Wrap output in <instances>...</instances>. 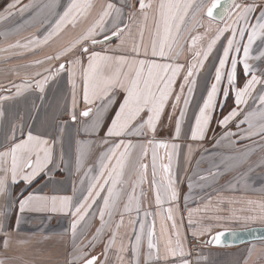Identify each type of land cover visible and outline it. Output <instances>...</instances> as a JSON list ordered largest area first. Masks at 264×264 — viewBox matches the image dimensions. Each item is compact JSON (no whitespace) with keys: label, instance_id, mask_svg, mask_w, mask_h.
Instances as JSON below:
<instances>
[{"label":"crops","instance_id":"1","mask_svg":"<svg viewBox=\"0 0 264 264\" xmlns=\"http://www.w3.org/2000/svg\"><path fill=\"white\" fill-rule=\"evenodd\" d=\"M244 1L233 0L234 4L239 6ZM34 2L37 1L0 0V152L6 151L8 146L14 142H20L26 139L27 134L31 132L35 136L49 140L52 148V160L31 182H25L22 176L18 174L15 183L12 182L10 157L7 158L6 163L0 162V179H3L7 186V191L0 193V264H82L85 259L92 256L99 257L97 264H103L105 262L104 253L106 247H108L106 264H136L132 249L136 234L134 228H138V224H136L137 213L135 211L126 212L124 205L127 203V195L132 190L133 182L138 178L135 169L140 163L141 152L144 149L147 150V156L142 162L149 166L147 180L140 187L136 188V194L139 196L141 188L143 189L144 195L141 197L142 203L140 211L141 219H144L145 211L161 213L156 216H148L146 221V226L154 221L156 240L160 248L161 259L147 261V253L149 250L147 248V237L145 236L140 250L139 264H146V262L147 264H183L184 261H187L188 264H264V242L249 243L231 248H215L205 243V241L219 231L264 227V189L259 188L264 182L257 184L259 177L264 175V172L259 173V167H262L264 170V137L260 135L247 136L248 129L246 124L240 125L239 128L237 127V123L246 113L250 111L257 113L264 111V106L259 105L258 99L260 95H264V91H258L259 87L261 88V85H259L260 82L256 84L254 91L247 98V104L241 105L242 110L240 115L229 121L225 127H221L219 121L227 116L236 107V104L234 101V107L230 111L226 110L222 115L216 114L217 110H223L225 106L226 100H224L222 95L221 100L218 101V106L212 114V119L203 139L192 140L190 136L193 126L192 111L194 107L192 106L194 99L199 96L203 100L206 97L207 90L214 80V72L218 64V59L222 55V50L225 46V44H216L204 64L203 72H201L203 90L200 88L198 93L193 94L178 139L174 137L175 125L180 107L183 104L181 101V105L173 112L172 99H170L168 105L165 107L155 134L144 129L145 134L143 135L132 134L121 137H110L107 135V131L112 119L115 117V113L119 109V105L122 103L124 95L122 91L117 90L112 104L102 113V118L98 126L93 127V122L96 119V110L102 107L104 102L98 100L94 106L84 103L81 77L79 75L75 77V89H73L69 81L67 71L61 72L49 79L44 85L43 92L36 88V81L48 75L46 69H54L60 63H65L67 67L69 60L80 57L81 55L77 56L74 54L76 49L72 53L62 56L61 61L56 62V65H53L55 60L47 59L49 57L48 54L35 55L36 57L33 58L31 55L26 61L19 63L21 65L8 63L10 60L6 57V53H11L16 50V42L13 36L15 35L16 28L13 26V21L10 25L8 20L15 18L16 11L14 8L16 4L25 8L23 4L28 5L30 3L31 5ZM91 2L94 7L87 18L84 19L85 22L82 21V24L77 23V27H69L77 37L86 31L97 19L101 10L108 3H112L115 9H119L120 11L119 15L113 11L112 16L109 17V22L106 23L107 32L111 34L117 26H126L121 37L115 39L117 40L116 43L104 46L101 51L103 54L132 58L134 56L132 52L133 44L140 45L141 33L145 37L144 40L150 36L153 38L155 31L154 21L157 16V7L161 0H150L153 7L145 10L148 16L147 20L144 19V14L139 10V0H91ZM148 2L149 0H145V3ZM183 2H187V0H183ZM201 2L204 4V8L195 15V18H193L192 10H190L189 16L185 19V30L183 31V39L181 40L183 52L171 61L174 64H181L186 67L189 60L188 53L191 52L188 48L191 37L201 35L203 39L198 42L197 48L206 49L209 42L203 43V41H209L210 38L216 35V29L223 27L226 23L224 20L219 23L213 20L211 31L206 32V27L209 24L206 11L215 0H196L197 4ZM221 2H225V0H221ZM57 3L58 0H42L40 7L37 8L38 5H33L34 7L31 6L23 15H18L17 18L23 17V19L30 21L34 14L33 11L36 8L37 11H40L41 18H52L49 16L50 13L44 16V12H50L52 5L56 4L59 6L56 8L55 5L56 9L54 11L56 14L54 18L59 19L65 11L64 7L68 6L70 0H59V4ZM251 4L264 5V0H252L248 5ZM235 8L232 7L231 14H233ZM259 14L260 9L257 8L254 13L250 14L249 23H255V17ZM230 15L227 16L226 21ZM135 18L138 21L134 28H130L129 24ZM140 20L141 23L139 22ZM90 21L92 22L90 23ZM201 24L204 26L201 27ZM6 25L7 27H5ZM80 28H84L83 32H80L82 30ZM33 30L30 26L27 29L24 28L22 33L19 34L22 35L21 39H27L23 41V48L26 51L32 50L31 44L28 42L31 39L30 36L33 35ZM63 32H66V30H63ZM3 36L13 38H8L3 43L2 41H5L3 40ZM204 37L208 39L204 40ZM57 41L61 44L60 51L71 42L62 37L58 38ZM246 43L247 34L241 41L242 45ZM25 45L27 46L25 47ZM145 49L149 53L146 58L143 56ZM40 50L46 49L43 47ZM57 50L59 51V49ZM58 51H56V55L60 52ZM263 51L264 39L258 38L250 49V58L248 59L253 73L256 74L257 71L259 74L256 75L258 81L261 80V77L264 78V61L263 63L259 61V64H257V56ZM140 52V58L148 60L157 59L158 62H161L159 58H153L150 55L151 41L143 42ZM72 54L74 55L72 56ZM242 56L241 50V59ZM43 58H46L45 69L38 71L35 63L37 64L38 61L43 62ZM81 59L86 66L87 59L84 60V56ZM240 67L243 68L242 63H238L237 75H239ZM228 70H230V62L225 71ZM19 73L21 75L17 78V74ZM37 73L41 75L38 76L36 75ZM182 73L183 69L175 82L174 95L177 91L176 87L183 83L185 73L181 76ZM249 78L250 76H248ZM237 79L236 87L238 86ZM223 82L221 87L226 88V76ZM11 83L15 86L23 84L30 86L22 89L20 94L17 95V88L9 87ZM74 92L76 100L75 108H73ZM186 92L187 86H185V94ZM87 108L92 109L90 115L88 117L81 116L80 113ZM73 111L76 115L75 121L71 118ZM141 118L146 119L147 113H142ZM141 118H138L133 123V128L141 122ZM254 124L255 130H258L261 124H264V121L256 119ZM212 131L216 133L215 140L209 141L208 132ZM158 133H168L169 138L161 137ZM225 133H229V135H225ZM182 135L183 138L181 137ZM121 140L125 143L130 141L134 147L130 149L129 162L125 169L123 181L118 185L122 191L117 204V210L111 218L105 215L104 223L102 224L98 209L102 206V198L106 195V192L101 193L100 198H97L96 203L92 205L88 215L80 222L75 235H73L71 230L73 217L70 214L60 211L59 198L71 197L72 203L76 204L82 198V195H86V190L92 182V176L98 175L100 172V163L105 153L115 143H119ZM149 141L166 142L169 147L167 149L155 148L154 143H149ZM209 143H211L210 147L208 146ZM172 144L179 146L176 149V154L173 156L171 165V172L176 181L177 199L175 202L171 204L166 203L162 207L167 208L171 206L174 208V218L180 233L185 255H177L175 257L169 255L167 259H164L165 241L170 237L173 241V247H175L176 235L172 229V221L165 222L166 233L161 235V224L164 222L162 217L166 216V212L158 209L155 204L154 189L151 186L153 179L151 174V158L153 151L157 153L159 158H162L157 160V179H159V164H168L166 153L173 151L171 148ZM222 150H225V156L249 157L252 154L250 160L253 161L251 162L253 166L249 173L250 175H248L250 176L249 180L251 182L249 181L248 183L250 186L257 184L259 187L251 186L248 189L242 190V194H236L237 196H246L249 198L253 195L254 200L256 198L255 196L260 197L257 206H255L258 211L252 212L250 216L242 215L243 212H231L225 215L222 209L223 204L219 203V201L221 203L223 201L219 200L224 196L222 192L241 186L239 182L231 185L232 187L230 188L216 189L193 188L191 185L193 174H195L193 166L200 164L197 168L198 177L203 178V175L208 174L204 163L208 161L205 158L209 157V151H212L215 156H222L220 155ZM197 155H199L198 159L196 158ZM258 160H261L263 163L259 165L258 171L256 169L253 171ZM211 161L215 162V160ZM257 164H260V162H257ZM215 172L218 173L219 171H214L210 175ZM207 178H203V181ZM29 195L38 196L42 199L33 201L30 206L21 212L19 202L26 199ZM193 196L200 197L194 200ZM53 197L57 198L55 211L53 210ZM224 202H227L226 199ZM218 207L220 210L217 209ZM121 214L123 215L121 216ZM223 218L230 220L238 219L239 221L243 219V224L230 227L222 222ZM190 219L191 223L189 222ZM246 219L253 220V223L249 225L245 224L244 220ZM239 221L236 222L239 224ZM118 224L120 225L119 228H117ZM205 229H208V231H205ZM194 232L197 235H194ZM113 233L116 234L115 242L109 245ZM191 238L198 244L199 250L197 255H192L191 253V247L189 245V239ZM5 241H7L6 246ZM122 247L124 250H121Z\"/></svg>","mask_w":264,"mask_h":264},{"label":"snow or ice","instance_id":"2","mask_svg":"<svg viewBox=\"0 0 264 264\" xmlns=\"http://www.w3.org/2000/svg\"><path fill=\"white\" fill-rule=\"evenodd\" d=\"M221 6V0H215L210 7L207 8L206 15L209 17V24L206 27V32L211 31L212 21L215 20L214 10ZM91 0H70L67 8L63 14L55 21L53 27L47 34L41 39L39 37L30 40L29 44H46L54 37L58 36L69 25L75 27V25L81 20L85 19L93 9ZM152 3H145V0H139V10L144 14V19L147 20L148 16L146 9L152 8ZM232 7L239 8V5H235L232 0H229V7L224 9L225 15L231 14ZM204 8V4L201 2L196 3V0H161L157 7V16L155 18V31L151 40V57L159 58L148 60L141 57L140 48L143 46V34L141 33V44H133L132 52L134 56L128 57H116L107 54H101L96 51H89L88 44L95 46L101 44L104 41H109L113 38H120L121 34L125 31L126 26H117L115 30L108 34L106 30V21L112 16L113 11L119 15V9H115L112 3H108L105 8L101 10L97 19L79 35L76 39L72 40L67 47L60 51L54 57H48V60H60L62 56L72 53L78 46L80 48V57L69 60L67 67L65 63H60L58 67L54 69H46L48 75L43 76L40 80L36 81V88L43 92L44 85L47 81L58 75L61 72L67 71L69 81L72 84L73 89L76 88L75 77L79 75L81 77L83 100L86 105L92 104L95 100L103 101L102 107L96 110V119L93 122V127L98 126L102 113L112 104L113 97L117 90L124 93L122 103L119 105L118 111L115 113V117L111 121V125L108 128V136L121 137L125 135H143L144 129L155 134L157 125L161 119V116L168 105L170 99L173 100L172 109L176 111L177 107H180L179 115L176 120L174 137L179 138L181 134V126L185 119L187 110L189 108L191 99L194 94V88L196 85L199 72L204 67L205 62L208 60L210 54L213 51L216 43L224 36L225 32H230V37L227 38L226 46L223 47L222 55L218 59V64L214 72V80L210 84L206 97L203 99L202 105L199 106L198 112L195 114L194 123L191 128L192 140L203 139L205 132L212 119V114L218 106V96L223 94L224 100H227L230 92H234V101L236 107L222 120L219 121L221 127H225L229 121L235 119L240 115L241 105L247 104V98L254 91L258 78L253 73L251 66L248 63L249 53L252 45L258 38L264 39V5H246L242 11L236 14V19L232 23H225L223 27L216 29L215 38H213L207 45L206 49L197 48L199 41L203 39L201 35L191 37V42L188 45L190 51H192L193 60L187 65V70L183 76V83L180 85V91L174 95V85L177 77L184 69V65L174 64L171 61L178 57L183 52V45L181 40L183 39V31L185 25V19L189 16L190 10H192L193 18ZM257 8L260 9V14L255 17V23H249L250 14L254 13ZM201 27L204 25L201 24ZM247 34V43L241 44ZM99 37V38H98ZM239 37V39H237ZM19 46V45H15ZM27 45H25L26 47ZM242 50V59L240 53ZM149 55L147 49H145L143 56ZM82 56H87L86 66L81 59ZM230 62V70L225 71ZM37 63H43L38 61ZM238 63H242L245 76H250L243 88L236 87L237 79V66ZM36 75H41L37 73ZM226 76L227 87L222 88V82ZM28 84L16 85L17 95L21 90L29 87ZM185 86H187V92L185 94ZM259 105L264 106V95L259 96ZM75 92L73 94V108H75ZM222 107V105H220ZM92 112L91 108H87L81 112L80 115L88 117ZM147 113V118L142 119L141 114ZM73 121L76 120L75 112L71 114ZM141 118V122L132 127L133 123ZM260 119L264 121V111L259 113L250 111L246 113L242 119L237 123V127L240 125H247V136L260 135L264 137V124H261L258 130H255L254 121ZM229 135V133H225ZM234 135V134H233ZM155 148L167 149L169 145L166 142H153ZM134 145L131 142L125 143L121 140L119 143H115L100 163V172L98 175H93L89 184L86 195H82V198L77 201L76 204L72 203L71 197L59 198L60 211L70 214L73 217L71 223V230L73 235L77 230L78 225L88 215L92 205L96 203L97 198H100L101 193L106 192L103 196L102 206L99 207V216L102 224L104 223V217L107 215L109 218L117 210V204L121 197L122 189L118 187L123 181L125 169L128 166L130 149ZM178 145L172 144V152L166 153L168 164H159V179L157 160L159 158L157 153L153 151L151 158L152 169V181L151 186L154 189L155 204L158 209L166 212V216L162 217L161 235L166 233V221H172V229L175 231L176 240L175 247H173V241L169 237L165 241L164 259H167L169 255L175 257L177 255L184 256L185 251L181 243L180 233L174 218V208L169 206L163 208L164 204H171L177 199L176 181L171 172V165L173 156L176 154ZM147 156V150L144 149L141 152L140 163L135 169L137 173V180L133 182L132 190L127 195V203L124 205L126 212L135 211L137 213L136 224L138 228H134L135 242L133 245V255L136 259V264H139L140 250L143 245L145 236L147 237V261L152 259H161L160 248L156 240V232L154 221L151 224H147L148 216L160 215V212L152 213L145 211L144 219L140 218L141 211V197L144 195V191L141 188L140 195L137 196L136 188L140 187L146 180L148 174V164L143 163V159ZM11 160V176L12 182H16L17 175H21L25 182H31L32 179L43 171L52 160V148L50 142L47 139L33 135L31 132L27 134L26 139L20 142H14L8 146L6 151L0 152V162H7V158ZM91 171V169H89ZM7 191V186L3 179H0V193ZM41 197L29 195L26 199L19 202V209L21 212L26 207L30 206L33 201L41 200ZM53 210L55 211V205L57 198H52ZM123 214H121L122 216ZM191 223V219L189 221ZM122 223V220H121ZM119 224L117 228H119ZM208 231V229H205ZM197 235V233H193ZM99 235V232H98ZM115 233H113L112 239L109 241V245L115 242ZM223 233L213 236L212 241L216 244L221 242ZM95 239V238H94ZM212 241H208L211 243ZM5 246L7 241L4 242ZM121 250H124L123 247ZM108 247L105 248V262L107 259ZM99 257L92 256L84 260V264H97ZM147 264V262H146ZM183 264H188L184 261Z\"/></svg>","mask_w":264,"mask_h":264},{"label":"rangeland","instance_id":"3","mask_svg":"<svg viewBox=\"0 0 264 264\" xmlns=\"http://www.w3.org/2000/svg\"><path fill=\"white\" fill-rule=\"evenodd\" d=\"M36 1L37 2H34L31 5H30V3L28 5L27 4L26 5L23 4V6L25 8H23L22 6L20 7L19 4L18 5L16 4V6L14 8V10L16 11L15 18L8 20L10 25L12 24V21H13V26H14V28H16L15 35H13V36L15 38L16 45H19V46H16V50L15 51H13L11 53H6V55H7L6 57H8V60H10V61H8V63H10V64L22 63L23 61H26V59H29V56H31V55H32V58L36 57L35 55L39 56V55H44V54H48L49 57H54V56H56V54H55L56 51H58L57 49H59V51H60V48H61V44H59L60 42L57 41L58 38L62 37V38L67 39V41H72V40H74L77 37L73 33V30H71V28L69 29V27H72L71 25H69L67 28L64 29V30H66V32L62 31L58 36H56L53 39H51L48 43L39 44V45L31 44V47H32L31 51L24 50L23 41H25L27 39L26 38L25 39H21L22 35H19L20 33H22V30L24 28L27 29V28H29L31 26L34 29L33 30V35L30 36V38H31L30 40H33L34 38H37V37L42 39L47 34V32L51 30V28L53 27L55 21L58 20V19L54 18L55 14H56L54 10L59 5L53 4L52 7H51V11L50 12H48V11L44 12L45 13L44 16L48 15L50 13L49 16L52 17V18L47 17L46 19H44V17L41 18L40 13H39L40 11H37V8L40 7V3H41L42 0H36ZM250 1H252V0H245L244 2L241 3L239 8H235L233 14L230 15V17L228 18L227 21H226V18H227L228 15L224 14V17H223L222 21L224 20L226 23H232L236 19V14L238 12L242 11L243 8L246 5H248ZM225 2L229 3V0H225ZM232 2H233V0H232ZM57 4H59V0H58ZM33 5L34 6L38 5V6L33 11L34 14L31 17L30 21H27V20L23 19V17L17 18L18 15L19 16L23 15L31 6L34 7ZM55 5H56V8H55ZM26 6H27V8H26ZM226 7H228V5H226ZM66 8L67 7H64V9H66ZM97 15H98V11H97ZM82 21L85 22L84 19H81L78 22V24H80V23L82 24ZM137 21H138L137 18L133 19V21L129 24L130 28H134L136 23H137ZM91 22L92 21H90V23ZM108 22H109V18L107 19L106 23H108ZM139 22L141 23V20ZM5 23H7V21H5ZM75 26L77 27V24ZM5 27H7V25ZM80 29H82V30H80V32H83L84 28H80ZM194 30H195V28H194ZM230 35H231L230 32H225L224 36H222L221 39L216 44H225V46H226L227 38L230 37ZM59 36H61V37H59ZM8 38L12 39L13 37L11 38V37H8V36H3V40H5V41H2V42L3 43L6 42V40ZM144 38L145 37L143 35V42H150L152 37L151 36L150 37H146V40H144ZM213 38H215V36L210 38L209 41H203V43L210 42ZM207 39L208 38L205 39V37H204V40H207ZM116 41L117 40L108 42V43L103 44V45H95V46H93V45H91L89 43L88 44V47L90 49L89 51L90 52L91 51H96V52H100L101 54H103V52H101V51L104 48V46L105 45H109V44L113 45V43H116ZM65 44H67V42H65ZM140 44H141V41H140ZM43 47L46 50H40ZM40 51H42V53H40ZM74 54L77 55V56L81 55L79 47L76 48V51L74 52ZM74 54H72V56ZM188 55H189V58H188L189 60L187 59L188 62L186 64V67L183 69V73H186L187 65L189 63H191L192 60H193L192 51L190 53H188ZM46 58H43V60H44L43 63H37V64L35 63V66H37L36 68H38L37 69L38 71H43L45 69L44 67L46 65V63H45L46 62L45 61ZM86 59H87V56H84V60H86ZM257 59H258L257 64H259V61H261L263 63V61H264V51L260 52V54L257 56ZM59 61H61V60H55V63L53 65H56L57 64L56 62H59ZM19 65H21V64H19ZM241 69H243V68H241ZM241 69H240V72H239V75H238V79H237V83H238L237 87H241V86L243 87L245 82L248 80V76H245L244 75V71L242 70V72H241ZM203 70H204V67L199 72V75L197 77L196 85H195V88H194V93H198L200 88H202V90H203V83L201 82V72H203ZM32 71H33V69H32ZM183 73L181 74V76H183ZM20 75H21L20 73L17 74V78ZM255 75H259L257 71H256ZM260 79L261 80H260L259 85H261V88L259 87L258 91L262 92V91H264V78L261 77ZM223 84H224V82H223ZM180 85L176 87V90H177L176 93H178ZM9 87H13L14 89H16V86L13 85V83H11V85H9ZM203 94H204V92H203ZM222 95L223 94L221 92V94L218 96V101L221 100ZM97 102H98V100L94 101L92 103V106L96 105ZM202 102H203V100H201L199 98V96L194 99V103H193V106H192V107H194V110L192 111L193 117L191 116L192 119H193L192 123H194L195 114L198 112L199 106L202 105ZM233 107H234V92H230V94L228 95L227 100L225 102V106H224L223 110H217L216 114L222 115L223 113L226 112V110L230 111ZM215 134H216L215 131L208 132V140L209 141L210 140H215ZM158 135L161 136V137L169 138L168 133H165V134L158 133ZM181 137L183 138V135ZM206 139H207V137H206ZM208 146L210 147L211 143H209ZM225 153H226L225 150H222L221 153H220V155H222V156H219V155L215 156L212 153V151H209V154H208L209 157L205 158L208 161L204 163V166L206 167L208 174L202 176L203 178H206V177H208V178L205 179L204 181H203V178H199L198 177L197 168H198V166L200 164H195L193 166V171L195 172V174H193L192 184L191 185H192L193 188H212V189H216V188H230V187H232L231 185H233V184L235 185L237 182H239L241 184V186H239L237 188L234 187L232 190H224L222 192L224 194V196L222 197V199H219V200H223V201H222V203L219 201V203L223 204V208L222 209H223L225 215H228L231 212H233V213H241V212H243L242 215H249L250 216L252 212L258 211L255 208V206H257L258 201L260 200V197L259 196H255L256 198L254 200L253 195L250 196V198H249V197H246V196H237L236 194H238V193L242 194V192H243L242 190L248 189L251 186L252 187H259V185L257 186V184H259V183L262 184L264 182V175L262 177H259L257 184H254V185L252 184L250 186L249 183H248L250 181L249 180L250 176H248V175H250L249 173H250L251 168L253 166L252 163H251L253 161L250 160L252 154H250L249 157H244V156L233 157L232 155L225 156L224 155ZM198 156L199 155L196 156L197 159H198ZM211 160H215V162H213ZM257 162H260V164H257ZM257 162L255 164V167H254L253 171L255 169H256V171H258L259 165H261L263 163L261 160H258ZM214 171H219V172L218 173L215 172L212 175H210V173H212ZM262 172H264L263 168L259 167V173L261 174ZM242 186H245V187H242ZM259 188L264 189V183ZM199 197L200 196H193V199L197 200V199H199ZM225 199H226L227 202H224ZM253 200H254V202H253ZM217 209L220 210L219 207ZM222 220H223L222 222L225 225H229L230 227L243 224V222H242L243 219H240V221H239L238 219H231L230 220L228 218H223ZM236 221H239V224ZM244 221H245V224H247V225L253 223V220H247L246 219Z\"/></svg>","mask_w":264,"mask_h":264},{"label":"water","instance_id":"4","mask_svg":"<svg viewBox=\"0 0 264 264\" xmlns=\"http://www.w3.org/2000/svg\"><path fill=\"white\" fill-rule=\"evenodd\" d=\"M226 5H228L229 7V3L221 2V6L214 10V16L216 17L214 21L218 23L222 21L225 14L224 9L226 8ZM207 18L209 17L207 16ZM115 39L117 38H113L109 41H104L101 44H97V45H103ZM220 233H223L221 237V242L219 244H216L214 241H212V238L213 236ZM213 236L210 237L207 241H205V243L211 247H215V248L237 247L249 243L264 242V227H253L243 230H224L215 233ZM208 241H212V242L209 243Z\"/></svg>","mask_w":264,"mask_h":264},{"label":"built area","instance_id":"5","mask_svg":"<svg viewBox=\"0 0 264 264\" xmlns=\"http://www.w3.org/2000/svg\"><path fill=\"white\" fill-rule=\"evenodd\" d=\"M189 245L191 247V253L192 255H197L198 254V244L196 243V241L194 239H189Z\"/></svg>","mask_w":264,"mask_h":264},{"label":"trees","instance_id":"6","mask_svg":"<svg viewBox=\"0 0 264 264\" xmlns=\"http://www.w3.org/2000/svg\"><path fill=\"white\" fill-rule=\"evenodd\" d=\"M238 76V75H237ZM237 85H238V83H237Z\"/></svg>","mask_w":264,"mask_h":264}]
</instances>
